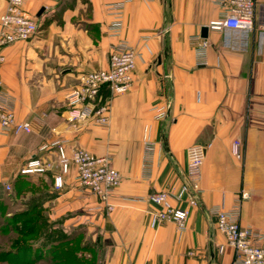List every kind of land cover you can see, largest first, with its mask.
Here are the masks:
<instances>
[{
  "label": "crops",
  "instance_id": "0c3cea01",
  "mask_svg": "<svg viewBox=\"0 0 264 264\" xmlns=\"http://www.w3.org/2000/svg\"><path fill=\"white\" fill-rule=\"evenodd\" d=\"M7 3L0 0V16ZM24 8L39 33L2 49L0 95L32 131L0 129V189L80 235L99 251L98 264H232L215 209L236 210L243 227L264 233V0L248 36L209 29L222 15L217 0H27ZM119 44L137 52L131 89L101 90L95 105L108 106V125L73 126L70 93L87 73L106 69ZM58 142L68 155L78 148L107 157L120 172L112 211L79 186L72 163L55 187ZM194 144L207 147L197 204L183 191ZM33 157L51 167L22 174ZM160 191L188 212L184 228L151 225L159 207L150 196Z\"/></svg>",
  "mask_w": 264,
  "mask_h": 264
},
{
  "label": "built area",
  "instance_id": "2783aa9c",
  "mask_svg": "<svg viewBox=\"0 0 264 264\" xmlns=\"http://www.w3.org/2000/svg\"><path fill=\"white\" fill-rule=\"evenodd\" d=\"M26 1L7 0L6 10L0 16V64L3 61L1 52L4 47L19 41H28L39 33L40 26L36 18L24 8ZM217 3L221 6L222 15L211 22L209 29L216 32L234 31L245 36L254 31L260 0H217ZM259 27L262 34L264 23L260 22ZM118 30L115 26V31ZM206 49L207 43L203 42L198 48L199 55L204 56ZM137 57V52L133 48L124 44L114 45L109 55L108 67L84 76L81 86L74 89L68 97L72 106L69 120L73 126L76 127L78 123L89 119L95 120L98 125H108V106H96V100L103 88L109 89L114 95L125 94L131 89ZM1 86L0 79V89ZM0 129L4 133L32 131L31 123L19 120L12 103L2 95ZM57 146L60 172L54 175L55 187L63 188V177L68 173L72 163L77 170L79 186L84 191L94 194L100 203L105 204L108 211H112L113 205L108 202L118 194L117 190L122 182L120 172L110 165L107 157H95L90 152L78 148L73 149L71 155H68L62 142H58ZM240 148L241 144L235 142L234 152L237 156L240 155ZM206 153L207 147L201 144L191 145L187 149L188 172L183 191L190 193L192 204H197L196 199L201 193L200 181ZM50 167L51 165L45 163L42 158L33 157L21 173H45ZM247 197V192L241 194V199ZM150 200L159 207V210L152 213V226L174 222L181 229L185 227L188 212L172 203L170 193L156 192L150 196ZM213 213L216 215L217 228L233 247L232 264H264V233L251 227H243L236 210L226 211L217 208Z\"/></svg>",
  "mask_w": 264,
  "mask_h": 264
},
{
  "label": "trees",
  "instance_id": "16d2710c",
  "mask_svg": "<svg viewBox=\"0 0 264 264\" xmlns=\"http://www.w3.org/2000/svg\"><path fill=\"white\" fill-rule=\"evenodd\" d=\"M36 205L0 222V230L14 234L10 250H0V264H98L100 253L80 235L66 234L56 224L38 218ZM3 206L0 207L2 219ZM3 229V230H2Z\"/></svg>",
  "mask_w": 264,
  "mask_h": 264
},
{
  "label": "rangeland",
  "instance_id": "374dc122",
  "mask_svg": "<svg viewBox=\"0 0 264 264\" xmlns=\"http://www.w3.org/2000/svg\"><path fill=\"white\" fill-rule=\"evenodd\" d=\"M8 188L6 190L0 189V207L3 206L2 219L1 221L7 220L10 216L25 211L28 207L24 205L23 201H16L14 196L9 192ZM3 230V229H2ZM16 237L14 234L6 235L0 230V250H10L13 246L12 240Z\"/></svg>",
  "mask_w": 264,
  "mask_h": 264
},
{
  "label": "water",
  "instance_id": "95a60500",
  "mask_svg": "<svg viewBox=\"0 0 264 264\" xmlns=\"http://www.w3.org/2000/svg\"><path fill=\"white\" fill-rule=\"evenodd\" d=\"M44 11V9H42L41 11H40V13L38 14V16H40L41 14H42V12ZM207 35H208V28L207 27H204L203 29H202V36L203 37H207ZM166 143V142H165Z\"/></svg>",
  "mask_w": 264,
  "mask_h": 264
}]
</instances>
